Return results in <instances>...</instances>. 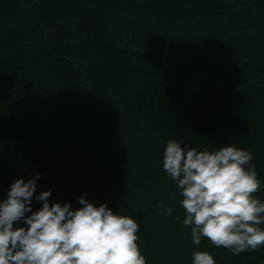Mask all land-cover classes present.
<instances>
[{"label": "trees", "instance_id": "obj_1", "mask_svg": "<svg viewBox=\"0 0 264 264\" xmlns=\"http://www.w3.org/2000/svg\"><path fill=\"white\" fill-rule=\"evenodd\" d=\"M170 138L248 150L264 200V0H0V201L41 173L50 202L135 219L146 264H264L191 243Z\"/></svg>", "mask_w": 264, "mask_h": 264}, {"label": "clouds", "instance_id": "obj_2", "mask_svg": "<svg viewBox=\"0 0 264 264\" xmlns=\"http://www.w3.org/2000/svg\"><path fill=\"white\" fill-rule=\"evenodd\" d=\"M181 145L167 140L162 168L179 190L191 243L199 246L207 238L237 255L264 246V200L255 195L261 182L253 154L232 144L212 150ZM41 175L15 179L0 201V264H146L135 219L85 195L76 209L70 202H50L51 190L37 195ZM33 199L42 205L35 211ZM159 207L172 215L171 207ZM192 264L216 262L209 252L195 251Z\"/></svg>", "mask_w": 264, "mask_h": 264}]
</instances>
